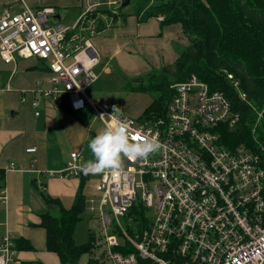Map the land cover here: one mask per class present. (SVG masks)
Masks as SVG:
<instances>
[{
  "label": "built area",
  "instance_id": "2783aa9c",
  "mask_svg": "<svg viewBox=\"0 0 264 264\" xmlns=\"http://www.w3.org/2000/svg\"><path fill=\"white\" fill-rule=\"evenodd\" d=\"M121 1L81 0L82 11L73 26L51 23L53 7L26 5L15 12L9 4L0 5L3 62L15 65L18 57L36 56L49 63V86L38 81L35 108L42 97L51 103L67 100L74 111L91 109L104 126L112 122L111 104L87 94L99 77L95 71L99 54L91 39L96 19L91 14L103 5L116 14ZM157 19L162 22L164 16ZM72 30L77 31L68 38ZM227 76L239 98L247 101L240 80L230 72ZM172 88L165 117L141 122L121 110L116 114L128 122L130 137L158 139L162 148L157 153L147 159L125 158L123 174H85L82 150L75 149L63 170L50 172L98 178V195L90 199L89 209L99 233L93 259L98 264H138L140 258L153 264H264V146L260 144L257 153L223 142L219 129H234L240 113L223 92L212 90L196 74ZM263 117L264 108L253 132ZM27 151L35 153L37 147ZM6 192L7 188L0 189L3 201ZM136 201L146 210L139 220L131 213ZM0 264H29L19 257L10 233L0 238Z\"/></svg>",
  "mask_w": 264,
  "mask_h": 264
},
{
  "label": "crops",
  "instance_id": "0c3cea01",
  "mask_svg": "<svg viewBox=\"0 0 264 264\" xmlns=\"http://www.w3.org/2000/svg\"><path fill=\"white\" fill-rule=\"evenodd\" d=\"M5 4L11 5L16 12L23 11L26 5L53 7L56 23H62L64 14L74 11L77 15L73 23L66 24L69 26L76 24L82 11L81 0H0V5ZM121 20L119 18L116 24L91 38L99 54L98 65L103 58L108 59L103 71L109 74L122 69L129 76L144 75L152 68L174 63L179 53L173 42L188 45L180 24L162 28L157 17L140 23L135 15H130L124 24ZM109 31L111 34L106 33ZM18 68L25 69L26 73H17ZM48 75L46 59L18 57L15 65H11L4 63L0 56V170L5 173L0 184L7 188L6 199L0 198V238L10 233L14 238L23 236L30 240L35 249L18 251V255L24 262L35 264L39 261L61 264L58 254L46 249V230L40 226L41 213L58 211L57 205L43 198L41 184L45 185L48 194L60 198L66 207H70L79 189L80 178L60 177L50 175V172L65 168L69 159V155L63 152L65 147L71 152L86 146L104 128L101 123L84 119V111L91 109L70 112L62 107L63 101L51 103L44 97L40 99V106L35 108L33 102L39 98L38 81L44 80L43 87H48ZM100 78L99 73L91 86H95ZM9 83L10 89H7ZM136 93L143 94L139 97L147 101L146 106L134 113L121 108L122 112L135 117L152 102L148 94ZM66 104L69 106L67 100ZM36 110L40 111L38 116ZM29 147H37V151L30 153L27 151ZM91 159L93 156L88 149L83 154V162ZM11 163L19 167L10 169Z\"/></svg>",
  "mask_w": 264,
  "mask_h": 264
},
{
  "label": "trees",
  "instance_id": "16d2710c",
  "mask_svg": "<svg viewBox=\"0 0 264 264\" xmlns=\"http://www.w3.org/2000/svg\"><path fill=\"white\" fill-rule=\"evenodd\" d=\"M130 15H135L140 23L162 15V28L180 24L189 41L186 48L178 49L179 55L174 63L153 68L145 81L130 88L153 95L152 102L143 112L132 117L141 122H154L165 117L174 96L172 85L196 74L212 90L223 92L233 109L240 113V122L234 129H219L223 142L229 147L244 145L261 153L260 144L264 146V117L255 132L253 127L258 112L264 108V0H135L130 12L118 8L116 14L103 5L91 14L96 19L94 36L111 24H116L119 18L124 24ZM76 31H69L67 37L71 38ZM84 36H90V33L85 32ZM228 72L240 80L241 87L248 93L247 101L237 95L227 76ZM62 107L74 112L66 100H63ZM93 116L92 111H84L85 120L90 121ZM4 177L5 173L0 170V181ZM90 177H80L79 189L70 207L41 187L43 198L58 206L57 212L41 213L40 226L46 230V249L58 254L61 264H81L80 260L86 253L90 254L87 264H98L92 257L97 247L94 231L90 232L86 243L80 244L75 238L76 226L86 208L85 186ZM3 188L5 186L0 184V189ZM145 212L141 201H136L131 209L138 220L145 216ZM15 243L18 251L35 249L31 241L23 236L15 238ZM126 249L119 250L125 252ZM36 264L43 263L39 261ZM138 264L153 263L140 258Z\"/></svg>",
  "mask_w": 264,
  "mask_h": 264
},
{
  "label": "rangeland",
  "instance_id": "374dc122",
  "mask_svg": "<svg viewBox=\"0 0 264 264\" xmlns=\"http://www.w3.org/2000/svg\"><path fill=\"white\" fill-rule=\"evenodd\" d=\"M134 2L135 0H131V4L128 5L125 8V10L131 11L134 7ZM76 15H77L76 12L68 11L67 15L64 14L63 16L64 20L61 22L64 24H71L74 22ZM51 23H56V19L51 18ZM106 33L111 34V31ZM188 43L189 41H187V44ZM173 46L174 48H176V50H178L179 48L181 49L186 48V45L178 42H173ZM107 62L108 59L103 58L101 64L100 65L97 64L98 66L95 68V71L97 72L98 76L100 73L101 78L100 81L95 86H91L87 90V94L89 95V97L93 100H97V99L104 100L110 103L113 108L114 106L120 109L123 108L125 110L131 111V113H134L135 111L144 108L146 106L145 104L147 103V101H144L143 98L139 97L143 94H137L135 91H132L130 88L140 84V82L145 81L148 73L140 76H129L126 75L125 74L126 72L123 71L122 69H115L109 74L108 72L103 71V68L107 64ZM17 73H26V70L25 69L22 70L21 68H18ZM45 86H47V84H45ZM148 95L151 98H153L152 94H148ZM90 121L91 123L98 122L103 124V122L97 121V119H95L94 116L91 118ZM77 149L82 150V154H84L87 152L89 147L88 145H86ZM63 152L66 156L69 155V159H70L69 147H65ZM123 167H125V158L123 159ZM97 183H98L97 176L92 175L90 179H88L85 186L86 208L82 214L81 220L78 222L75 229V238L76 241L80 244L86 243L89 240V235L91 231L96 232L97 238L99 236L98 223L93 218V215H91V212L89 210L91 204L90 199H92V197H94L95 195H98L97 191L95 190ZM44 186H45L44 184H41V187L44 188ZM89 259H90V254L86 253L82 256L80 262L81 264H87Z\"/></svg>",
  "mask_w": 264,
  "mask_h": 264
},
{
  "label": "clouds",
  "instance_id": "9594fccd",
  "mask_svg": "<svg viewBox=\"0 0 264 264\" xmlns=\"http://www.w3.org/2000/svg\"><path fill=\"white\" fill-rule=\"evenodd\" d=\"M120 108H113L110 115L111 123L90 140L88 147L93 159L81 165L85 174H99L111 172L119 175L124 173L123 159L137 160L147 159L150 155L157 153L162 144L155 137H142L137 140L130 137L129 125L126 120L117 119ZM104 116L102 115L101 118Z\"/></svg>",
  "mask_w": 264,
  "mask_h": 264
},
{
  "label": "water",
  "instance_id": "95a60500",
  "mask_svg": "<svg viewBox=\"0 0 264 264\" xmlns=\"http://www.w3.org/2000/svg\"><path fill=\"white\" fill-rule=\"evenodd\" d=\"M131 4V0H122L121 1V4L119 6L120 9H124L126 8L128 5ZM143 81V80H142Z\"/></svg>",
  "mask_w": 264,
  "mask_h": 264
}]
</instances>
